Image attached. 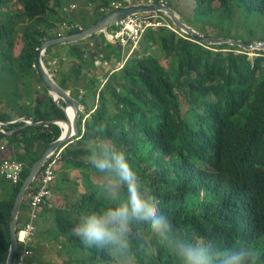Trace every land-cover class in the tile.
I'll use <instances>...</instances> for the list:
<instances>
[{
	"label": "trees",
	"instance_id": "1",
	"mask_svg": "<svg viewBox=\"0 0 264 264\" xmlns=\"http://www.w3.org/2000/svg\"><path fill=\"white\" fill-rule=\"evenodd\" d=\"M121 1L89 0L92 13L72 14L69 23L74 28L65 35L96 26L112 13L101 14L100 9ZM143 1L163 4L161 0ZM171 1H165L170 9ZM193 1L199 16L216 10L230 16L235 12L264 16V0ZM14 4L23 8L8 10ZM64 9L63 0H0V121L6 131H0V183H9L1 175L5 160H17L25 167L21 182L9 183L11 188L6 191L10 196L0 199V264H6L8 256L15 200L33 167L62 137L57 125L35 126L66 120L42 85L35 60L45 40L62 36L58 29L63 22L53 21H58L59 10ZM109 30L113 36L117 25ZM90 42L92 46L87 44ZM139 46L142 50H135L126 60L101 34L69 44V53L61 56L68 58L66 81L70 73L77 81L85 79L86 94L76 99L84 110L80 134L65 146L56 167V181L59 178L62 183L56 193L69 188L72 202L61 206L53 202V195L50 203L54 206L44 209L60 233L55 260L60 264H177L169 249L155 240L147 251L134 242L133 255L124 261L86 247L72 234L83 214L114 206L126 197L124 188L105 189L104 175L86 160L90 142L107 137L126 153L148 196L155 198L160 212L176 228L218 248L237 241L251 243L259 249L260 264H264V51L257 50L258 56L251 59L250 52L240 46L209 47L168 29L148 31ZM146 49L154 51V56H146ZM121 60L126 61L118 70ZM97 62L102 65L98 67ZM24 97L34 105L25 103ZM190 113L192 122L188 123ZM22 117L34 124L12 123ZM70 168L86 175L91 183L79 195L80 179L69 177ZM27 206L24 203L20 209L18 234L28 221L23 214ZM32 248L34 256L35 243ZM71 249L87 257L70 261ZM40 254L29 263L49 264L46 254Z\"/></svg>",
	"mask_w": 264,
	"mask_h": 264
},
{
	"label": "clouds",
	"instance_id": "2",
	"mask_svg": "<svg viewBox=\"0 0 264 264\" xmlns=\"http://www.w3.org/2000/svg\"><path fill=\"white\" fill-rule=\"evenodd\" d=\"M86 160L104 175L105 189L126 190L124 200L83 214L73 226L72 234L86 247L104 250L114 258L127 261L134 253V242L139 249L147 251L155 240L169 249L177 264H260V251L251 243L237 241L218 248L176 228L160 212L155 198L148 196L126 153L107 137L90 142Z\"/></svg>",
	"mask_w": 264,
	"mask_h": 264
},
{
	"label": "rangeland",
	"instance_id": "3",
	"mask_svg": "<svg viewBox=\"0 0 264 264\" xmlns=\"http://www.w3.org/2000/svg\"><path fill=\"white\" fill-rule=\"evenodd\" d=\"M63 1H65V9L59 10V14L57 15L58 21L57 20L53 21L58 25H61V23L65 21V18L70 13L71 14L75 13L77 15L82 14L84 16L88 15L87 13L89 14L92 13L91 10L89 11L90 9L89 0H63ZM165 1H168V0H164V1L161 0L162 3ZM72 4H75L76 7L71 8L70 5ZM170 5H171V9H173L179 15L181 21L186 26L194 29L197 33H199L203 37H206V38L210 37V38H216V39H228L229 38L233 40L252 42V44L255 42H264V16H260L255 13L243 16L239 12H235L234 16H232V14L230 16L224 10H216L214 13L208 16H199L198 14H195L194 12L195 3L193 0H172ZM22 8L23 6L21 4H14L13 7L9 8L8 10L22 9ZM109 31L111 32L112 30H109ZM170 31L178 35H181L179 33V30L176 27H174V25L172 26V30ZM108 32L105 33L107 40L111 43H114L116 45V48L120 49V51L122 52L121 53L122 56L128 59L130 57V54L129 56H127V54L131 50V46L130 47L128 46L126 49H124L117 41L112 40V34ZM139 45L137 46L135 50L141 49ZM256 51L257 50L250 51L251 59H254L258 56ZM144 53L146 56H150V55L154 56L153 53L155 52L150 49H146ZM139 57H142V56H139ZM124 61L125 60H121V63H124ZM97 65L98 67H100L102 63L97 62ZM49 70L51 72L53 71L51 68H49ZM27 106L28 105H26V107ZM192 116L193 114L191 115L190 113L186 117L188 123L192 122L191 120ZM33 124L34 123L32 122L31 125ZM68 172H69L68 173L69 177L71 179L75 177L80 179L79 189L77 190L78 191L77 194L79 192L86 190L88 187L91 186V183L86 175L82 173H78L71 168L68 170ZM58 183L62 184L59 178L55 182V188L58 187ZM6 188H11V185L9 183H6V181H2L0 183V199L2 200H5V198L10 196L9 192L6 191ZM70 188H73V186H70ZM61 191L62 192H60V199H58L57 201L58 204H62L61 206H64L65 203L68 201L71 204L72 190H69V188L68 190H63V187H62ZM68 194H69V199L67 197ZM27 197L29 198V196ZM25 204L27 205V203ZM23 214L25 215L27 219L29 215L28 206H27V209L23 211ZM39 218L40 219H38L37 221V225L39 226V231L37 233V239L39 241V246L38 244H36V249H34L33 257H35L36 255L40 253H41L40 254L41 256L42 255L44 256L46 254V258H45L46 262H49V264H60V261H56L54 258V257L58 258V250H56V248L59 245L56 240L58 236L60 235V233L57 230L56 226L55 227L53 226V218L50 214L43 213L41 214V217L39 215ZM40 223H42L43 227L40 226ZM47 230H49L48 234L45 232ZM66 243L67 242H65V244ZM61 248L62 247H60V250H62ZM78 251L80 250L71 249L72 253H70V261L76 260L75 258H79L84 255L85 257H87L86 253L83 255L81 252H78Z\"/></svg>",
	"mask_w": 264,
	"mask_h": 264
},
{
	"label": "water",
	"instance_id": "4",
	"mask_svg": "<svg viewBox=\"0 0 264 264\" xmlns=\"http://www.w3.org/2000/svg\"><path fill=\"white\" fill-rule=\"evenodd\" d=\"M157 12H164L169 19L172 21L174 27H176L179 32L185 36L191 37L195 42L204 44L206 46L210 45H220L224 43H229L231 45H237L244 48L246 51H264V42H255L253 44H248L241 40L233 39H216L210 37H203L197 33L194 29L186 26L180 18L174 13L171 9L167 7H149L145 5L128 7L126 9H121L119 11L110 14L104 20L99 22L96 26H92L89 29L81 32L80 34H73L70 36H65L61 38L48 39L43 42L41 47L37 51V56L35 60V68L41 78L42 84L49 94L54 98L55 102L60 104H65V121H52L36 124L38 127H49L51 125H57L65 130L62 133V137L55 142L44 154L42 159L33 167L29 177L24 182V185L19 192L15 204L12 210L11 219H10V236L11 243L8 251V256L6 259V264H14L15 257L20 249L19 238H18V220L21 206L24 203H28L29 199L27 198V193L32 189L33 185L37 182L39 176L42 174L44 168L49 163L51 157L55 155L58 151L64 150L65 146L71 144L76 140L80 134L79 122L80 117L84 113L83 108L80 106V103L74 100L65 90L60 87L55 81L54 76L48 70L45 65V54L53 46L65 43H78L82 41H87L88 39L107 33L109 29L116 26L120 20L132 16V15H144L152 14ZM70 109L72 114L70 115ZM73 116V118H72ZM24 121H28L25 119ZM65 125V127L62 126ZM5 123L0 121V131L6 132L4 129ZM29 125V123H27Z\"/></svg>",
	"mask_w": 264,
	"mask_h": 264
},
{
	"label": "built area",
	"instance_id": "5",
	"mask_svg": "<svg viewBox=\"0 0 264 264\" xmlns=\"http://www.w3.org/2000/svg\"><path fill=\"white\" fill-rule=\"evenodd\" d=\"M139 0H126L125 5L131 6L134 4H140ZM115 5H113L114 7ZM75 8L76 6H72ZM101 12H104L101 9ZM74 28V25H70V29ZM166 28L172 30L171 23L165 18L158 15L151 16H128L119 21L117 24V30L112 36L114 41H117L124 49L131 46V50L127 56L132 53L142 41L143 37L149 30H157ZM126 56V57H127ZM129 59V58H128ZM127 60V58H126ZM125 60V61H126ZM61 158V153L53 155L49 163L44 168L38 181L36 182V188L31 192L29 196L28 206L29 215L28 221L25 225L21 226V231L18 234L19 245L22 248L19 249L14 264H30L29 259L33 256V246L35 243V237L37 235V221L43 208H51L50 203L53 195L56 182V166L58 160ZM25 167L23 164L17 162V160H5L1 166V174L7 180V182L18 185L23 177Z\"/></svg>",
	"mask_w": 264,
	"mask_h": 264
},
{
	"label": "crops",
	"instance_id": "6",
	"mask_svg": "<svg viewBox=\"0 0 264 264\" xmlns=\"http://www.w3.org/2000/svg\"><path fill=\"white\" fill-rule=\"evenodd\" d=\"M75 4H72L70 5L71 8H73L72 6H74ZM93 7L90 5V9L89 11L92 9ZM102 9V8H101ZM100 9V10H101ZM71 11V10H70ZM69 12V10H68ZM101 13V12H100ZM176 13V12H175ZM75 14V13H74ZM102 14V13H101ZM177 14V13H176ZM77 15V14H76ZM178 15V14H177ZM74 15H72L71 13L67 15L66 17V20L63 22V24L61 25V28L58 29V32H61L62 36L61 37H65V36H70V35H65V33H67V31H70V23H69V20L71 17H73ZM142 16V15H141ZM146 16V15H145ZM179 16V15H178ZM59 37V38H61ZM48 40V39H47ZM69 44L72 45L71 43H65V44H59L60 46L54 48L52 51L50 50L51 48L55 47H51L45 54V65L47 66L48 70L49 68H51L53 71L50 72L52 73V75L54 76L55 78V81L57 82V84L62 87L66 93H68L74 100L76 99H82L84 96H85V92H84V87H83V84H85V79H82L81 80H76V77L75 75H72L70 73V80L66 81V78L65 76H67L70 72L69 70V66L67 65V57L62 59L61 56L65 54H68L69 51H70V48H69ZM76 44V43H74ZM89 44L90 46H92V43H87ZM98 66V65H97ZM122 67V64L118 66V70H120ZM90 73V72H89ZM43 85V84H42ZM42 87L39 86V90H41ZM46 90V89H45ZM47 91V90H46ZM48 92V91H47ZM46 93V92H44ZM49 94V92H48ZM50 97H52L50 94H49ZM53 98V97H52ZM54 99V98H53ZM23 100V99H22ZM25 103L28 101L29 104H31V101L28 99V98H25L24 97V100H23ZM77 101V100H76ZM80 103V102H79ZM31 105H34V103H32ZM58 105V104H57ZM65 113V104H60L58 105ZM81 106V105H80ZM82 107V106H81ZM69 114L71 115L72 114V110L70 109V112ZM84 114V113H83ZM73 118V116H72ZM25 119H27L28 121H30L31 123H29V125L32 124V120H29L27 117H22L21 119L17 120V121H14L12 123H17V122H25V123H28L27 121H24ZM54 121H60V120H54ZM49 122H52V121H49ZM44 123V122H43ZM63 126V124H62ZM60 127V126H59ZM65 127V126H63ZM61 128V127H60ZM66 128V127H65ZM62 129V128H61ZM62 132H65V130H62ZM11 133V132H10ZM59 152V151H58ZM57 152V153H58ZM63 150L60 151V153L62 154ZM56 153V155H57ZM2 175V174H1ZM40 177V176H39ZM39 179V178H38ZM38 181V180H37ZM36 184V183H35ZM34 184V185H35ZM57 184V183H56ZM33 185V186H34ZM64 188V187H63ZM64 190V189H63ZM60 192L61 189L59 190V192L56 193V188H54V199H53V202H56L58 203V199H60ZM59 194V195H58ZM68 199H69V194L67 195ZM28 198V197H27ZM29 199V198H28ZM52 201V199H51ZM28 204V203H27ZM54 204V203H53ZM52 204V206H54ZM44 209H47V208H43L41 210V213H40V217H41V214L45 213L46 210ZM20 215V214H19ZM28 215V214H27ZM40 219V218H39ZM22 226V225H21ZM40 226L43 227L42 223H40ZM38 231H39V226H38ZM36 244H38L39 246V241L37 239V236H36V239H35V246ZM36 249V248H35Z\"/></svg>",
	"mask_w": 264,
	"mask_h": 264
},
{
	"label": "bare ground",
	"instance_id": "7",
	"mask_svg": "<svg viewBox=\"0 0 264 264\" xmlns=\"http://www.w3.org/2000/svg\"><path fill=\"white\" fill-rule=\"evenodd\" d=\"M125 1L126 0H123V1H121L120 3H121V7H120V9L119 10H121V9H126V8H128V7H133V6H140V5H145V6H149V7H167V8H169L168 6H167V4H166V2H163V4H160V5H152L150 2H147V1H143V0H139L141 3L140 4H134V5H131V6H126L125 5ZM162 1H164V0H162ZM120 3H117V2H113L111 5H110V7H109V9H103L104 10V12H101V10H100V12L102 13V14H109L110 12H112L111 14H113L114 12H116V9H117V7L120 5ZM148 3H150V4H148ZM162 3V2H161ZM113 5H115L114 7H113ZM170 9V8H169ZM119 10H117V11H119ZM172 10V9H171ZM173 11V10H172ZM174 12V11H173ZM175 13V12H174ZM153 15H158V16H160V17H162V18H165L167 21H168V23H170V19H169V17L164 13V12H157V13H152ZM145 15H151V14H144V15H142V16H145ZM177 15V14H176ZM132 16H141V15H132ZM178 16V15H177ZM179 17V16H178ZM180 18V17H179ZM181 20V19H180ZM172 22V21H171ZM115 27V26H114ZM161 29H166V28H161ZM157 30H160V29H157ZM149 31H152V30H149ZM148 32V31H147ZM147 34V33H146ZM145 34V35H146ZM142 42V41H141ZM141 42H140V44H141ZM133 53H134V51L132 52V53H130V57L133 55ZM129 57V58H130ZM125 63V62H124ZM124 63H122V66H123V64ZM122 68V67H121ZM28 123H31L30 121H27ZM63 126H65V125H63ZM52 208V207H51ZM51 208H48V209H51ZM36 228H37V225H36ZM37 230H38V228H37Z\"/></svg>",
	"mask_w": 264,
	"mask_h": 264
}]
</instances>
